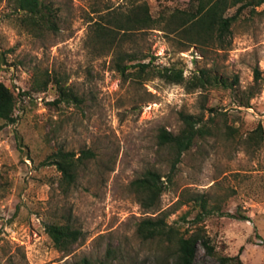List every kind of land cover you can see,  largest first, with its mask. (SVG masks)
Returning <instances> with one entry per match:
<instances>
[{
	"label": "rangeland",
	"instance_id": "374dc122",
	"mask_svg": "<svg viewBox=\"0 0 264 264\" xmlns=\"http://www.w3.org/2000/svg\"><path fill=\"white\" fill-rule=\"evenodd\" d=\"M146 1L156 17L190 5V0ZM46 2L62 18L56 33L27 29L12 0H0V81L16 95L29 93L19 96L16 123L0 121V264L100 261L111 246L119 252L118 264H175L157 244L138 238L137 224L159 213H146L130 184L147 169L169 175V155L159 150L157 136L161 128L178 133L182 112L198 115L204 107H216L241 119L247 131L258 121L264 126V86L251 108L239 111L223 90L189 92L160 79L143 85L125 80L114 69V52L98 54L91 43L92 25L111 10H126L125 0ZM257 10L261 15L234 26L228 50L190 46L163 30L135 32L124 48L153 57L160 67L175 64L187 78L216 68L230 80L238 76L245 90L253 85L255 68L264 78V5ZM48 76L62 79L82 102L55 104L54 82L46 92L34 91L35 79ZM59 150L77 157L85 150L95 154L69 191L56 166L46 165ZM200 195L211 204L220 200L228 214L204 223L218 253L241 254L243 264H264V147L249 152L221 138L195 147L178 165L160 212H174L168 222L184 231L193 215L183 217ZM54 222L84 232L72 254L53 246L46 225ZM195 264L220 262L199 245Z\"/></svg>",
	"mask_w": 264,
	"mask_h": 264
},
{
	"label": "trees",
	"instance_id": "16d2710c",
	"mask_svg": "<svg viewBox=\"0 0 264 264\" xmlns=\"http://www.w3.org/2000/svg\"><path fill=\"white\" fill-rule=\"evenodd\" d=\"M125 1L129 5L126 10L119 8L102 14L100 20L91 27V43L95 51L98 54L114 52V69L125 80L143 85L160 79L167 84L183 85L189 92L223 90L232 96L239 111L251 108V101L262 93L264 86L263 72L259 68L254 70L253 85L242 90L238 76L230 80L216 68H205L187 78L184 69L175 64L160 67L155 64L153 57L149 58L142 52H128L124 47L135 32L163 30L185 38L190 46L228 50L234 26L261 15L262 12L257 9L264 5V0H190L189 7H177L157 17L146 0ZM12 5L18 13H23L22 22L27 29L37 28L43 32L55 33L59 31L62 18L46 0H12ZM51 82H54L59 96L55 104L71 100L82 102L60 78L51 79L48 76L35 79L34 91L46 92ZM28 94L25 92L16 95L15 91L0 81V121L8 125L16 123L15 110L19 96ZM205 110L210 113L208 117L205 116ZM180 121L182 126L178 133L161 128L157 136L159 150L169 155L166 160L170 167L169 175L164 177L157 169H147L130 184L131 192L142 209L146 213H159L156 217L145 218L137 224V236L144 243L157 244L165 251L166 256L172 255L175 264H195L199 245L220 264H243L241 254L220 255L205 227L204 223L208 218L228 216L219 206L220 200L211 204V199L207 196L194 197L192 208L183 217L187 221L193 215L189 220L190 227L183 231L176 224L168 222L174 212H160L161 198L173 183V175L183 156L192 149L200 147L208 139L221 138L236 143L246 151H259L264 147V126L258 121L253 129L247 131L241 119L216 107H204L198 115L182 112ZM244 131H247L245 137ZM81 155L77 157L74 152L59 150L47 158L46 165L56 166L61 173L60 184L66 191L77 184L82 169L95 157L90 150L83 151ZM164 178H167L166 182ZM238 217L241 219L243 215L239 214ZM46 233L55 249L67 255L72 254L85 237L82 230L69 223H49L46 225ZM118 253L111 246L103 260L94 261L84 257L74 264H118L121 261Z\"/></svg>",
	"mask_w": 264,
	"mask_h": 264
}]
</instances>
